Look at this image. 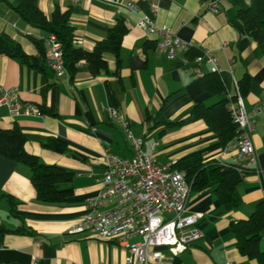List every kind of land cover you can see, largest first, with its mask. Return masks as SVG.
<instances>
[{"label": "crops", "instance_id": "1", "mask_svg": "<svg viewBox=\"0 0 264 264\" xmlns=\"http://www.w3.org/2000/svg\"><path fill=\"white\" fill-rule=\"evenodd\" d=\"M15 0H0V32L17 40L23 49L38 55L31 37L49 34L25 21L10 6ZM216 1L218 12L210 7ZM252 0H35L50 17L59 8L71 11L75 44L91 50L107 37L118 18L129 28L122 43L120 68L112 54H106L109 72L93 75L85 61L73 78L46 75L18 59L0 54V96L12 91L11 99L46 107L52 113L13 116L0 107V125L18 124L27 135L25 148L47 164L74 173L73 195L61 203L37 199L31 170L0 155V222L9 229L24 226L26 232H9L0 246L2 264H125L129 252L103 240L93 232L69 233L85 211L87 198L100 189L96 181L102 172V158L110 151L131 158L134 147L108 109L118 108L130 122L136 137L154 138V154L162 164H173L194 152L215 158L223 144L204 119H195L197 102L211 105L222 97L238 95L239 82L248 78L243 102L248 112L258 104L263 111L252 133L258 154L257 168L244 173L237 186L243 203L223 205L212 192H192L187 213L201 212L198 226L203 236L181 253L174 264H258L240 253L231 223L245 219L264 201V53L244 30L238 10ZM156 10H154V7ZM144 15L169 26L199 51L210 50L225 91L213 95L203 89L199 76L186 64V51L179 49L169 58L157 48L154 36L138 22ZM213 65L204 63L203 73ZM49 81L52 83L49 85ZM67 142L69 150L58 153L43 143L49 137ZM18 202V215L11 214L7 197ZM264 248V231L262 239Z\"/></svg>", "mask_w": 264, "mask_h": 264}, {"label": "built area", "instance_id": "2", "mask_svg": "<svg viewBox=\"0 0 264 264\" xmlns=\"http://www.w3.org/2000/svg\"><path fill=\"white\" fill-rule=\"evenodd\" d=\"M210 9L219 11L216 1L212 2ZM138 24L148 35L155 37L158 50L169 58H175L179 49L187 52L195 47L169 26L158 24L150 16H142ZM44 42L49 67L58 75L68 76L62 44L56 34L50 33ZM184 62L192 64L198 76L203 74L204 63L212 64V71H218L210 50L201 51L193 60L185 56ZM12 91L0 96V107H7L13 116L42 115L34 104L13 101ZM228 105L238 124L237 135L222 146L215 160L247 172L258 165L252 133L263 108L258 104L248 112L239 86L237 98L231 99ZM108 114L125 131L134 147V154L131 158H123L110 151L104 153L103 170L96 178L100 189L96 195L87 198L85 211L68 232L90 231L126 249L129 254L125 264H173L181 253L203 236L197 224L203 214L187 213L192 184L184 171L158 161L154 154L157 140L148 136L136 137L130 122L118 108L109 107Z\"/></svg>", "mask_w": 264, "mask_h": 264}, {"label": "trees", "instance_id": "3", "mask_svg": "<svg viewBox=\"0 0 264 264\" xmlns=\"http://www.w3.org/2000/svg\"><path fill=\"white\" fill-rule=\"evenodd\" d=\"M19 15L28 23L39 27L48 34H56L62 44L65 67L69 77L76 74L80 62L85 61L93 75L102 71L109 72V62L106 54H112L117 61V70L120 68V53L122 43L129 28L123 17L118 18L110 28L106 38L96 43L91 49H85L75 44V26L71 22V11H61L57 8L48 17L37 5L35 0H15L10 3ZM245 32L253 38L264 53V0H252L250 5L242 6L238 10ZM45 38L31 37L38 49V55L26 52L22 45L10 35L0 32V54L18 59L22 64L42 71L47 79L56 72L46 62ZM201 51L195 47L186 52V56L193 60ZM48 79V80H49ZM204 90L213 95H221L225 91L223 81L217 71H210L199 76ZM52 83L49 81V85ZM248 85L245 77L239 82L241 95ZM237 97H222L217 102L206 105L197 102L192 114L195 119H204L210 128L217 134L221 143L225 145L237 135L238 124L235 122L229 101ZM42 113H52L46 107H39ZM28 141L27 135L16 123L12 127L0 125V155L18 163L27 165L31 170V181L37 192V199L42 202L61 203L73 195L72 181L74 173L56 164L43 162L36 154L30 153L25 148ZM43 145L55 152L66 153L69 150L65 140L58 137H49ZM172 168L182 170L192 184V192H202L212 189L214 195L223 205L232 208L243 203L237 186L243 181L244 173L233 166H226L216 161L215 158L207 159L199 152L191 153L172 164ZM8 198L11 214L18 215L16 206L18 202L10 194H1ZM231 228L237 239V248L241 254L258 264H264V248L262 239L264 231V201H261L256 210L249 217L231 223ZM24 226L9 229L0 224V246L5 235L9 232L23 233ZM2 264V263H0ZM174 264V263H173Z\"/></svg>", "mask_w": 264, "mask_h": 264}]
</instances>
